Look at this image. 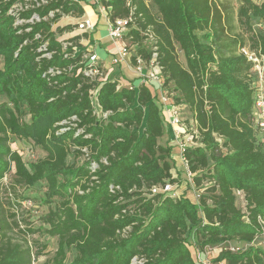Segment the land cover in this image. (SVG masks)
I'll return each mask as SVG.
<instances>
[{"label": "trees", "instance_id": "trees-1", "mask_svg": "<svg viewBox=\"0 0 264 264\" xmlns=\"http://www.w3.org/2000/svg\"><path fill=\"white\" fill-rule=\"evenodd\" d=\"M22 1L0 0V181L13 168L16 183L28 188L44 183L45 201L60 199L42 216L43 232L57 240L52 264H130L134 255L143 258L142 264H196L187 246L192 234L199 235L200 247L247 244L240 252L222 249L218 262L264 264V241H253L260 232L257 216H264V149L251 123L257 72L240 51L247 48L264 64V29L234 53L221 42V12L210 0H152L157 14L145 0H100L110 8L109 19L127 17L135 7V25L123 40L131 49L130 61L134 54L149 57L141 32H152L164 83L172 84L174 100L186 104L196 120L202 145L187 148L185 156L196 187L206 181L210 186L192 202L184 196L148 195L152 185L178 180L171 173V146L158 142L164 130L155 94L144 84L117 89L109 79L90 82L76 72L82 47L74 58L63 57L57 34L73 28L52 29V24L63 15L81 16L80 0H47L19 13L24 19L36 13L39 21L14 24L15 16L7 11ZM56 8L51 18H42ZM237 15L250 30L252 23L264 27V0H240ZM197 31L206 32L199 36ZM46 39L47 50L54 52L36 59ZM51 66L64 70L44 75ZM262 73L264 88V68ZM95 87L99 112L89 93ZM23 106L28 119L21 118ZM72 115L76 126L60 123ZM63 127L68 128L59 131ZM77 128L83 132L75 135ZM214 134L226 150L219 149ZM10 135L33 141L45 155L26 163L10 147ZM70 154L80 162L69 161ZM91 160L97 164L94 171ZM205 169L206 174H198ZM110 184L120 191L111 193ZM235 190L242 191V198ZM18 222L0 204V264H32L45 247L34 241L38 248L33 252L16 240Z\"/></svg>", "mask_w": 264, "mask_h": 264}, {"label": "built area", "instance_id": "built-area-1", "mask_svg": "<svg viewBox=\"0 0 264 264\" xmlns=\"http://www.w3.org/2000/svg\"><path fill=\"white\" fill-rule=\"evenodd\" d=\"M28 2H30L31 6H28ZM47 0H23L22 2H14L10 8L8 9V13L15 16L14 24H22L24 22H34L39 21L40 17L33 13L28 19L20 18L19 13L23 9H27L28 7L39 6L41 4L46 3ZM97 5L99 6L100 12L103 14L105 18L106 31L107 36L112 39L115 43L118 41H122L120 44L116 46L115 51L113 52L112 63L113 64H124L125 61L131 63V67L134 71L135 77L140 80L141 84L146 86L155 85L154 86V94L158 98L159 106L163 117L167 120V122L174 126H178L179 129L174 132V138L176 140V145L178 148V160L181 162L183 169L186 173L187 181L192 183V178L194 173L189 170L188 160L185 156V150L189 147H194L198 145H202L200 142V135L196 127V120L191 116L188 107L186 104L181 102H176L173 98V92H171L164 85V78L162 75V66L158 60V51L157 46L153 40V33L150 31L141 32L142 35L145 36V40L143 44H146V47L149 49V57L145 60L139 54H134V60L131 62V49L128 44L123 42V37L127 34L128 28L131 24H134L135 18V7L130 6L129 15L124 18H108V12L110 8L105 6L100 0H95ZM129 5V2L127 3ZM55 12H59V9L56 8L54 10H50L47 15L43 16V19L51 18ZM64 16V15H63ZM95 27V22L86 15L81 16L75 22V29L81 32H89L92 31ZM29 28H26L28 30ZM36 38H40V34L37 33L35 35ZM61 42V52L63 53V57H75L73 54L74 46H72V52L67 51V47L71 46V41L67 38L59 39ZM82 41H85L84 37H81ZM90 43V41L87 39ZM48 40L42 41V43L37 47V51L40 52V55L36 58L47 57L49 58L54 51L47 50ZM96 43L92 42L91 47L89 49L83 50V53L80 56L79 61L76 64H79L76 72L81 73L85 78H87L90 82H96L100 84L105 80L115 81L116 88L119 89L121 86H126L129 89L134 88L135 86L132 83H127L126 85L122 84L119 80L120 77L116 76L114 79H110L108 77V72H105L103 64L100 62L97 54L95 52ZM240 51L243 52L248 60H251L253 64L252 70L257 72V81L255 82L254 88V100L252 105V116L251 123L252 126L256 129L259 141L262 144L264 149V88H263V68L264 64L261 62V59L256 56V54L252 51H249L247 48L242 47ZM74 66L70 65L68 70H71ZM64 68L59 67H48L44 71V75L47 74L49 77L54 76L55 74L60 73ZM90 97H94V101H96L97 95V87L92 88L90 91ZM92 102V101H91ZM77 117L72 115L68 120H62L60 123H69L70 125L76 126ZM68 127H63L59 131H63ZM82 128H77L75 135L78 133H82ZM86 137L88 135H85ZM215 140L218 143V147L220 150H226L225 147L222 146V138L219 135L214 134ZM82 152H86V147L81 148ZM105 162V159L102 160ZM97 167L95 161H90V170L94 171ZM173 169V168H172ZM172 177H176L177 175L172 172ZM206 183H210V181H206L200 187L192 186L197 192L195 194V198L199 196V194L205 189L204 185ZM176 184L174 182L165 181L163 183L152 185L149 188L148 195H162L169 196L172 198H178L181 196V193L177 191ZM109 191L111 193H116L120 191L118 185H109ZM81 192V191H80ZM235 194L242 198V191L235 190ZM121 197L118 198L120 200ZM128 211L126 208L123 209V212ZM257 223L260 227V232L256 234L253 241L258 240L257 242L261 243L264 241V216H257ZM129 228H125L122 230V235H125ZM187 246L192 250V255L195 263L197 264H212L209 260V251L211 249H217L218 253L222 249H227L231 252H240L242 251L247 244L233 243L232 241H226L219 245H207L205 251L198 249L194 242L191 240L187 242ZM207 254V257H206ZM143 258L137 255H134L130 264H142ZM218 264H223V262H218Z\"/></svg>", "mask_w": 264, "mask_h": 264}, {"label": "rangeland", "instance_id": "rangeland-1", "mask_svg": "<svg viewBox=\"0 0 264 264\" xmlns=\"http://www.w3.org/2000/svg\"><path fill=\"white\" fill-rule=\"evenodd\" d=\"M145 2L148 4L150 10L153 13L157 14L156 8L154 7L152 0H145ZM210 2L213 6H216L221 12V21L218 25L223 29L221 32V42H228L231 45V48L234 53H237V48L240 46L242 41L244 42V44L248 45L251 43V38L254 32L258 33L260 31H263L264 27L262 25L252 23L250 30L246 25L241 24L240 21H238L237 11L240 5V0H210ZM255 2L258 3L260 2V0H255ZM27 3L28 6H31L30 2L27 1ZM80 3L87 9L88 7H91L95 10V16L97 17V25L94 32H96V35L99 37L98 39L100 40L99 43H96L95 52L100 62L103 64L105 72H108V77L110 79H114L116 76H120L119 68L121 65L112 63L113 53L109 51L107 46H113L115 42L110 39L106 34L107 31L105 18L100 12L99 6L95 2V0H80ZM76 17L77 15L74 14L64 15L62 16V18L60 17L56 23L52 24V29H55L57 25L63 26L70 24L72 26L73 29L71 31H65L62 34H57V38L69 39L72 44L71 46L75 47L73 51V54L75 55L80 52L79 47L81 48V37L86 38L88 35L87 32H81L75 29V23H73V21L77 20ZM206 31H197V34L199 36H202ZM75 36L78 37L75 38ZM123 39L125 41L127 40V37L124 36ZM121 42L122 41H118V44H120ZM177 55L180 62L184 64V58L179 50H177ZM164 85L169 90L173 88L172 84L164 83ZM155 98L156 103L159 104L158 98ZM2 100L3 98L0 96V102ZM91 101L95 112H99V108L97 106V102L94 101V97H91ZM21 111V118L28 119L29 115L27 114L24 106L21 107ZM161 115L163 118V130L165 135L164 137H167V139L169 140V142H164V140H162V144H169L172 148V152L174 153L175 158L177 157L178 159V148L176 145V140L174 138V134L171 132L173 128L175 129L176 125L172 127V125H170L167 120L163 117L162 112ZM9 145L13 150H16L20 153L26 163L35 161L45 155V151L40 146L34 144L33 141L23 139L15 135H10ZM72 160H75L77 163L80 162L79 160L73 158V155L70 154L69 161ZM174 163L175 162H173V165ZM175 168H177V171L172 169V172H174L176 175L178 172L180 176V178H177L178 180L174 182L176 186H178L177 191L179 192L180 180H182L183 182L186 181L188 185L190 184L191 189L194 190L192 186H196V183L193 178L192 183L187 181L186 173L180 163H177V166H175ZM206 170L207 169L199 172L198 174H206ZM204 180H207V178H205ZM209 186V183H206L204 185V194L206 192L208 193L206 188H208ZM45 190L46 188L44 183L37 188H28L22 184L16 183L14 181L13 168H11V170L6 173L0 181V204L2 205V208L5 209L6 214H8L9 212H14L15 218L19 221V229L27 230L28 228H33L36 230L32 233H23V231H19L18 228H15L13 231L14 238L24 244L25 242L29 244L33 252L36 250V248H38V246L34 244V241H38L45 246L42 249L41 253H39L38 255H34V257L32 258V264H52L51 259L57 245V240L55 236H50L43 232V228L47 227V225L43 224L42 216L48 211V209L55 207L60 199L58 197H53L49 202H46ZM237 203L239 206H241L239 202ZM198 238L199 235L192 234L191 236V240L194 242L195 246L198 249L205 251L207 245L200 247V240ZM208 251V258L211 263L218 264V261L215 259L218 255L217 249H211ZM66 258L67 260H70L72 258V251L67 252ZM197 264H199V262Z\"/></svg>", "mask_w": 264, "mask_h": 264}, {"label": "crops", "instance_id": "crops-1", "mask_svg": "<svg viewBox=\"0 0 264 264\" xmlns=\"http://www.w3.org/2000/svg\"><path fill=\"white\" fill-rule=\"evenodd\" d=\"M83 9H84V13L81 16H83V15L90 16V18L95 22V27H94L93 31L92 32H88L87 37L86 38L84 37L85 41H81V47L85 50V49H89L91 47L90 44L92 42H95V43L98 42L99 43L100 40L98 39L99 37L96 35V32H94L95 31V28H96V25H97L96 24L97 23V17L95 16V10L93 8H91V7H88V9H87L84 6H83ZM81 16H77L76 19L80 18ZM75 22H76V20L73 21V23H75ZM69 23H72V22H69ZM88 38L91 39L90 40V43L88 41H86ZM117 45H118V42H116L115 44H113V46H109V47L107 46V48L109 49V51H111L113 53L115 51ZM119 70H120V73H119L120 79L119 80H121L120 82L122 84L126 85L127 83H132L135 87H138L139 85H141L140 80L135 77L134 71H133V69L131 67V63H129L128 61H125L124 64H121ZM135 80H137V81H135ZM154 86L155 85H148L147 86L151 90V92L153 94H154V89H153ZM178 129H179V127L178 126L177 127L175 126V129L173 128L171 130V132L174 134V132L176 130H178ZM164 136L165 135L163 133V135L158 139V142L159 143L162 144V140H164V142L165 141H168L169 142V140L167 139V137H164ZM177 156H178V154H177ZM172 159H173V162H175L174 165H173L174 166L173 167L174 170L177 169V168H175V166H177V163H180V165L182 166L181 162L177 159V157L175 158V155H174L173 152H172ZM177 176H178V178H180L178 172H177ZM187 185L188 184H187L186 181L183 182L182 180H180V183H179V192L181 193V196L187 197V198H189L190 201L195 202L196 201L195 194H196L197 191L195 189L192 190L191 187H190V184L188 186Z\"/></svg>", "mask_w": 264, "mask_h": 264}]
</instances>
